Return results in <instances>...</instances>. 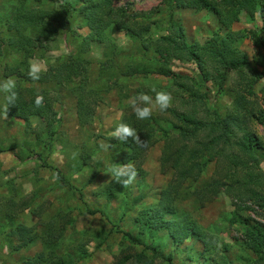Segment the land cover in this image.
Wrapping results in <instances>:
<instances>
[{
  "label": "trees",
  "instance_id": "16d2710c",
  "mask_svg": "<svg viewBox=\"0 0 264 264\" xmlns=\"http://www.w3.org/2000/svg\"><path fill=\"white\" fill-rule=\"evenodd\" d=\"M46 1L0 0V23L3 25L0 57L4 55L3 44L11 41L19 57L9 70V74L16 78L19 98L15 105H9L7 116L24 121L26 128L32 126L33 118L40 114V109L46 112L45 117L55 110L52 91L48 89L53 81L46 84L55 78L51 72L54 67H50V72H41V78L36 81L39 90L27 76L29 59L35 54L56 12L55 9L46 12L42 8ZM163 1L170 7L209 10L216 16L219 29L204 42L190 44L186 40L184 26L174 19L170 9L169 31L148 43L142 42L141 56L129 58L127 70L120 71L122 77L130 79L149 75L169 78L165 91L173 96L171 108L158 114L153 112L152 117L146 120H138L130 105L125 107L120 123L132 126L139 140L133 142L129 138L124 142L113 139L115 144L125 147L121 164L141 161L142 153L156 142H162L161 167L171 177L161 191L158 203L140 211L136 221L142 231L149 226L154 227L153 230L166 229L168 237L177 245L193 237L203 243L204 253L215 248L217 256L223 259L216 264H238L214 245L218 238L213 240L212 234L198 223L189 210L179 211L182 209L181 202L190 200L192 207L205 206L226 196L232 203L231 220L239 222L242 228L237 239L258 256L257 262L264 264V170L261 167L264 143L254 127L255 121L264 126V86L262 95L257 92V86L264 78V51L251 58L239 48L238 36L231 30L242 8L251 15L259 12L264 17V0ZM58 4L68 14H83L89 24L95 22L100 28L115 26L124 29L135 41L149 33L154 24L147 19H138L136 14L123 7H115L113 0H58ZM259 42L264 46L263 36ZM175 59L195 63L200 72L208 74L210 79H220L222 85L234 75V84L229 89L231 105L223 109L220 104H208V97L199 89L205 84L204 79L174 71L171 63ZM80 87L85 90L86 83ZM140 92L146 93V90L139 86L126 98ZM37 95L44 97L41 108L35 106ZM81 100L78 99V118L80 123H87L94 112ZM45 120L50 121L47 129L33 128V138L21 142L24 149L22 155L17 150L15 152L24 163L35 162L34 172L41 168L55 170L59 184L56 189L63 187L73 195L77 189L83 197V187L76 186L62 169L50 161L54 144L60 138L57 129L51 125L53 121ZM224 120L228 126L220 129ZM160 122L168 124L170 129H161ZM4 151L7 150L0 148V153ZM84 156V153H78V157ZM210 168L211 174L205 176ZM0 181V249L7 246L9 253L13 254L40 243V251L23 259L26 264H71L83 258L82 255L76 257L77 251L61 248L66 232L76 230L74 208L62 204L54 206V200H50L48 192L39 186L26 193L17 185L16 179ZM118 187H106L96 191V194L100 198L111 199L119 195ZM59 200L62 199L57 196L56 201ZM79 208L82 214H100L109 218L105 209L93 208L87 202L80 204ZM28 210L36 218L35 224L29 225L22 220L21 216ZM253 213L261 220L253 217ZM123 234L127 241L144 246V241L132 231H124ZM132 247L134 251L122 249L115 264H158V260L164 261L163 264H174L173 254L165 255L156 246L146 245L143 249Z\"/></svg>",
  "mask_w": 264,
  "mask_h": 264
},
{
  "label": "rangeland",
  "instance_id": "374dc122",
  "mask_svg": "<svg viewBox=\"0 0 264 264\" xmlns=\"http://www.w3.org/2000/svg\"><path fill=\"white\" fill-rule=\"evenodd\" d=\"M113 5L127 9L140 20L153 21L150 32L135 41L124 29L115 26L100 28L95 22L87 23L81 13L68 14L58 4V0H47L42 4L46 12L53 9L56 12L53 15V24L46 27L45 36L41 37L29 63H38L42 72H50V67H54L51 72L55 74V78L46 84L53 81L48 89L52 91L55 110L45 117L46 112L40 109V114L33 118L32 126L26 128L24 121L5 117L4 94L0 93V148L7 150L0 153V180L16 179L17 185L26 193L39 186L48 192L47 197L54 200V206L62 204L74 208L76 230L66 232L61 248L77 251L76 257L82 255L83 258L71 264H115L122 249L134 251L132 246L143 249L146 245L156 246L164 251L165 255L172 253L174 264L220 263L223 259L217 256V250L213 248L212 251L204 253L203 243L196 238L189 237L181 245H177L168 237L166 229L153 230L154 227L149 226L142 231L136 221L140 211L158 203L161 191L171 177L170 173L163 171L161 167V141L142 153L141 161L128 162L134 165L137 171L135 181L128 187L117 183L110 172L113 165L121 164V155L125 149L123 144L114 143L112 132L120 124L124 108L129 106V99L126 97L132 95L139 86L154 96L151 89L165 91V87L170 83L169 78L156 75L136 79L122 77L120 71L127 70V60L141 56L142 42L148 43L169 31L170 9L174 13V19L184 26L186 40L190 44L202 43L217 31V18L209 10H196L187 6L170 7L163 0H113ZM239 16L231 30L238 36L239 48L253 58L264 51V46L259 42V38L264 37V17L259 12L251 15L243 8L240 9ZM2 29L3 25L0 23V31ZM14 46L16 47V43ZM3 48L5 50L4 55L0 57V80L11 76L10 66L19 58L14 52L12 41L4 43ZM171 67L179 73L203 78L205 84L200 85L199 89L208 97V104H220L223 109L231 105L229 89L234 84V75L222 85L220 79H210L208 74L200 72L191 61L175 59L172 60ZM32 82L39 90L37 82ZM82 83H86L85 90L80 87ZM263 86L264 78L257 86L260 95ZM80 98L94 112V116L90 117L87 123H80L78 118ZM154 113L158 114L159 111ZM45 118L53 121L51 125L57 129L60 138L54 144L55 149L50 155V161L62 169L76 186L83 187V197H80L76 188L74 195L63 187L56 189L59 184L55 170L41 168L34 172V161L24 163L17 156L22 155L24 150L21 142L33 138V128L47 129L50 121ZM225 125L228 126L226 120L220 129ZM160 126L164 130L170 129L165 122H160ZM254 127L264 143V126L255 121ZM101 142L110 144L111 147L104 150ZM79 152L85 156L78 157ZM77 158L80 160L77 161ZM261 167L264 170V159ZM211 171V168L207 169L205 176L210 175ZM106 187H118L119 195L111 199L100 198L96 191ZM57 196L62 200L56 201ZM83 202L93 208L98 206L105 209L109 218L100 214H82L79 205ZM190 202L189 200L179 203L182 208L179 211L189 210L198 223L208 229L213 240L218 238L214 245L220 251H225L230 259L238 264H260L256 261L258 256L237 239L241 236L242 228L239 222L234 223L231 220L233 209L228 197L221 196L205 206L192 207ZM21 217L29 225L37 221L29 210ZM253 217L261 220L255 213ZM124 231H132L144 241V246L124 239ZM41 249L42 245L38 243L11 254L10 249L4 246L0 249V264L25 263L23 259L33 256ZM156 263L165 262L158 260Z\"/></svg>",
  "mask_w": 264,
  "mask_h": 264
},
{
  "label": "clouds",
  "instance_id": "9594fccd",
  "mask_svg": "<svg viewBox=\"0 0 264 264\" xmlns=\"http://www.w3.org/2000/svg\"><path fill=\"white\" fill-rule=\"evenodd\" d=\"M41 68L38 63H30L27 76L32 81H39L41 78ZM17 81L13 76H8L0 80V93L4 94L6 100L5 117H7V110L9 105H15L19 96L17 92ZM154 92V96L145 92H140L129 98L128 104L131 106L136 118L138 120L150 119L154 111L166 112L173 106V96L170 92L156 89H151ZM44 97L37 95L35 97V106L37 108L43 107ZM112 137L118 141L127 142L129 138L136 142L139 140L136 130L126 123H120L116 129L112 132ZM101 147L104 150H108L111 145L101 142ZM76 154L74 153V156ZM112 178L122 187H128L131 185L137 176L135 166L128 164H116L110 169Z\"/></svg>",
  "mask_w": 264,
  "mask_h": 264
}]
</instances>
